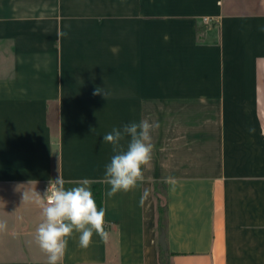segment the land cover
<instances>
[{"label": "crops", "instance_id": "1", "mask_svg": "<svg viewBox=\"0 0 264 264\" xmlns=\"http://www.w3.org/2000/svg\"><path fill=\"white\" fill-rule=\"evenodd\" d=\"M262 29L264 0H0V264H48L23 192L58 175L109 223L59 264H161L159 199L172 264H264ZM144 119L143 180L108 197L103 136Z\"/></svg>", "mask_w": 264, "mask_h": 264}, {"label": "clouds", "instance_id": "2", "mask_svg": "<svg viewBox=\"0 0 264 264\" xmlns=\"http://www.w3.org/2000/svg\"><path fill=\"white\" fill-rule=\"evenodd\" d=\"M93 95H103L106 100L108 93L97 87ZM157 128L158 122L150 123L144 119L127 124L122 129L113 128L103 136V142L111 144L114 153L104 175V181L110 185L108 197L121 191H131L143 180V167L149 165L152 159L154 146L151 133ZM249 131L254 132L255 129L250 128ZM125 137L130 138L126 148L121 143ZM90 183L88 179H83L79 186L65 188V181L58 175L49 181L43 195L37 191L23 192V201L32 202L41 209L43 219L36 229V243L47 254L48 264H59L74 233L79 234L81 248L92 244L94 234L103 242L108 241L106 211L97 207ZM6 229V221L0 220V232Z\"/></svg>", "mask_w": 264, "mask_h": 264}, {"label": "trees", "instance_id": "3", "mask_svg": "<svg viewBox=\"0 0 264 264\" xmlns=\"http://www.w3.org/2000/svg\"><path fill=\"white\" fill-rule=\"evenodd\" d=\"M162 190H158L159 192H162L166 196V192L164 191V185H161ZM94 199L96 201L97 207L98 208H103V202H102V197H101V190L98 185L95 186L94 188ZM157 210H158V221H159V231L162 232V230L167 233V225H168V207L167 204H163L162 200H158V205H157ZM109 223H106L105 228L108 231V225ZM160 263L161 264H172L171 262V253L168 251V249H163L162 245L160 244Z\"/></svg>", "mask_w": 264, "mask_h": 264}, {"label": "water", "instance_id": "4", "mask_svg": "<svg viewBox=\"0 0 264 264\" xmlns=\"http://www.w3.org/2000/svg\"><path fill=\"white\" fill-rule=\"evenodd\" d=\"M166 233L164 230H162L161 236H160V242L163 245L164 248L167 247L166 240H165Z\"/></svg>", "mask_w": 264, "mask_h": 264}, {"label": "built area", "instance_id": "5", "mask_svg": "<svg viewBox=\"0 0 264 264\" xmlns=\"http://www.w3.org/2000/svg\"><path fill=\"white\" fill-rule=\"evenodd\" d=\"M208 20H209L208 18H205V21H206V22H208Z\"/></svg>", "mask_w": 264, "mask_h": 264}]
</instances>
